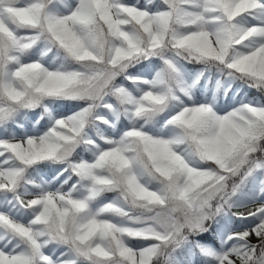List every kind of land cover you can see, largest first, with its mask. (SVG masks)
Segmentation results:
<instances>
[{"label": "snow or ice", "instance_id": "6c2138e0", "mask_svg": "<svg viewBox=\"0 0 264 264\" xmlns=\"http://www.w3.org/2000/svg\"><path fill=\"white\" fill-rule=\"evenodd\" d=\"M0 264H264V0H0Z\"/></svg>", "mask_w": 264, "mask_h": 264}, {"label": "trees", "instance_id": "16d2710c", "mask_svg": "<svg viewBox=\"0 0 264 264\" xmlns=\"http://www.w3.org/2000/svg\"><path fill=\"white\" fill-rule=\"evenodd\" d=\"M260 95H261L260 93H257L254 90L249 93V96H253V97L256 96V97H259L260 98ZM44 171L46 173H48L49 175H51V173H49L47 169H45ZM202 239H204V240H211V238L208 237V236L202 237ZM212 242L214 243V241H212Z\"/></svg>", "mask_w": 264, "mask_h": 264}, {"label": "rangeland", "instance_id": "374dc122", "mask_svg": "<svg viewBox=\"0 0 264 264\" xmlns=\"http://www.w3.org/2000/svg\"><path fill=\"white\" fill-rule=\"evenodd\" d=\"M141 2H143V0H141ZM250 97H253V96H250ZM255 98H257V99H259V97H256V96H254ZM46 173V172H45ZM46 174H48V173H46ZM49 175V174H48ZM251 207V206H250ZM237 211H242V212H247L248 211V209H238ZM252 242L253 243H255L256 242V238L255 237H252Z\"/></svg>", "mask_w": 264, "mask_h": 264}]
</instances>
